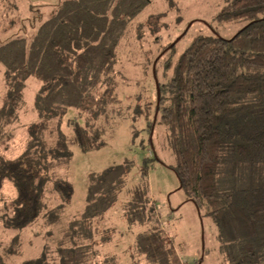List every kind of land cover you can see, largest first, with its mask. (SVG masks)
<instances>
[{
  "label": "trees",
  "instance_id": "1",
  "mask_svg": "<svg viewBox=\"0 0 264 264\" xmlns=\"http://www.w3.org/2000/svg\"><path fill=\"white\" fill-rule=\"evenodd\" d=\"M150 1L58 0L30 5L31 16L0 40L5 88L0 139L25 103L27 79L32 77L40 84L34 99L38 122L29 129L27 149L16 158H0V186L8 181L16 191L6 203L8 212L3 208L6 213L1 215L6 227L23 228L40 218L57 221L58 210L70 200L73 186L55 179L53 188L61 201L55 208H46L41 190L48 177L46 167L52 165L47 159L63 157L69 143L83 151L102 143L100 127L80 120L85 117L89 122L117 101L112 78L114 48L125 24ZM215 18L244 24L229 38L215 34L193 37L175 61L172 75L158 83L154 118L148 127L153 129L158 123L165 128L179 189L199 210L206 207V214L219 224L223 264H264V0H227ZM68 109L74 110L73 117H66ZM64 119L72 130L68 138L60 128ZM51 120L56 121L51 129L58 140L49 146L43 135ZM230 147L233 168L248 163L260 172L243 186L233 183L219 191L216 177L221 154ZM143 166L141 179L125 205L129 221H145L147 211H153L146 191L145 160ZM114 170L110 167L101 176L105 193L111 190L110 179L122 180L120 172L109 177ZM106 199L90 187L88 205L107 204L111 198ZM68 230L64 237L70 246L63 241L57 245L59 264H100L78 243L82 229H77L76 236ZM14 244L18 245L17 237L4 247L5 255L17 253ZM135 249L148 264H174L173 245L158 220L148 233L137 237ZM104 262L116 260L105 256ZM21 264L47 263L43 257Z\"/></svg>",
  "mask_w": 264,
  "mask_h": 264
},
{
  "label": "rangeland",
  "instance_id": "2",
  "mask_svg": "<svg viewBox=\"0 0 264 264\" xmlns=\"http://www.w3.org/2000/svg\"><path fill=\"white\" fill-rule=\"evenodd\" d=\"M57 1L0 0V40L12 34L23 18L31 16L30 5L54 4ZM226 4L227 0H151L125 24L114 48L112 78L116 83L117 101L103 109L101 114L90 118L89 122L85 117L80 120L83 124L100 127L102 143L87 151L69 143L63 157L47 159L52 165L46 167L48 177L41 190L46 208H55L61 201L53 188L55 179L67 180L73 186L70 200L58 210L57 221L51 223L40 218L23 228L6 227L1 215L9 210L6 203L15 197L16 191L11 182L1 184L0 264H21L30 258L43 257L47 264H59L56 249L60 241L70 246L64 237L68 228L71 236L73 232L76 236L77 229H82V235L77 237L78 243L85 246L87 253L94 255V260L100 264L108 261L103 263L105 256L115 257L116 263L113 264H148L136 252L135 241L138 236L148 233L157 220L173 245L174 264L224 263L219 253V224L206 214V207L199 210L192 201H187L171 168L175 161L165 128L156 123L151 130L148 122L154 118L157 100L154 73L158 83H164L172 75L175 61L193 37L215 34L229 38L244 24L243 21L216 20V14ZM158 56L160 59L153 72V63ZM39 85L32 77L27 79L25 103L18 111L17 120L10 124L7 133L0 139V158H16L27 149L29 129L38 122L34 99ZM3 91V71L0 67V105ZM73 116L74 110L68 109L66 117ZM55 123L51 120L48 130H52L51 126ZM60 128L67 138L72 135L65 119ZM48 130L44 132L43 139L51 146L58 140V134ZM8 135L9 138H6ZM233 158L232 147L221 154L216 177L219 191L231 188L233 183L243 186L251 176L259 175L260 170L248 163L233 168ZM144 160L147 164L146 191L153 211H147L145 221H129L125 216V205L131 190L141 179ZM110 167L115 170L109 177H115L120 172L122 180L110 179L111 190L105 193L101 176ZM90 187L94 191L98 189L105 200L111 199L107 204L98 201L100 207L95 202L88 205ZM93 199L96 200V197ZM229 233L228 228L226 235ZM15 237L18 245L13 246L17 253L7 256L4 247L7 248Z\"/></svg>",
  "mask_w": 264,
  "mask_h": 264
},
{
  "label": "water",
  "instance_id": "3",
  "mask_svg": "<svg viewBox=\"0 0 264 264\" xmlns=\"http://www.w3.org/2000/svg\"><path fill=\"white\" fill-rule=\"evenodd\" d=\"M180 38V37H179ZM178 38V39H179ZM173 43H175V42H173ZM171 45H173V44H171ZM154 68H155V62L153 63V72H154ZM154 78H155V83H156V88H157V98H158V95H159V91H158V82H157V79H156V76H155V73H154Z\"/></svg>",
  "mask_w": 264,
  "mask_h": 264
}]
</instances>
